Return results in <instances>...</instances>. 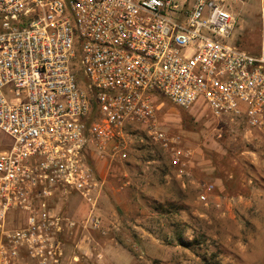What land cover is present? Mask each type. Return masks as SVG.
Segmentation results:
<instances>
[{
	"label": "built area",
	"instance_id": "obj_1",
	"mask_svg": "<svg viewBox=\"0 0 264 264\" xmlns=\"http://www.w3.org/2000/svg\"><path fill=\"white\" fill-rule=\"evenodd\" d=\"M234 1L0 0V264H63L70 196L99 227L92 151L125 161L143 129L185 174L160 98L264 138V0L257 53L233 40Z\"/></svg>",
	"mask_w": 264,
	"mask_h": 264
},
{
	"label": "rangeland",
	"instance_id": "obj_2",
	"mask_svg": "<svg viewBox=\"0 0 264 264\" xmlns=\"http://www.w3.org/2000/svg\"><path fill=\"white\" fill-rule=\"evenodd\" d=\"M233 40L257 53L261 0H235ZM160 129L191 151L185 174L147 138L129 143L128 158L89 163L100 181L93 217L78 196L64 214L75 222L63 236V264H264V138L230 116L183 110L157 101ZM10 139L0 132V154ZM205 184L215 190L200 200Z\"/></svg>",
	"mask_w": 264,
	"mask_h": 264
}]
</instances>
